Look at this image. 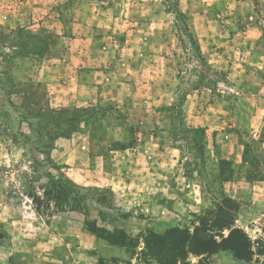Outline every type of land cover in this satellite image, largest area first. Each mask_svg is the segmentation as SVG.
<instances>
[{
    "label": "rangeland",
    "instance_id": "1",
    "mask_svg": "<svg viewBox=\"0 0 264 264\" xmlns=\"http://www.w3.org/2000/svg\"><path fill=\"white\" fill-rule=\"evenodd\" d=\"M81 2L120 12L123 47L112 54L135 63L137 92L119 104L52 103L35 75L43 57H67L53 46L67 44L68 33L34 32L35 21L9 26L0 9V264H97L100 256L155 264L98 237L87 222L136 238L147 229L191 227L224 196L238 204L235 225L248 235L252 258L219 250L188 261L264 264V118L253 130L245 114L249 103L264 102L245 97L231 75L244 57V32L264 34V0L74 5ZM135 27L140 40L131 39ZM31 33L45 36L44 54L25 53ZM211 97L220 102L206 112ZM197 114H211L212 126L203 124L207 117L196 123ZM56 180L74 188L76 208L46 205L47 196L39 202Z\"/></svg>",
    "mask_w": 264,
    "mask_h": 264
},
{
    "label": "crops",
    "instance_id": "2",
    "mask_svg": "<svg viewBox=\"0 0 264 264\" xmlns=\"http://www.w3.org/2000/svg\"><path fill=\"white\" fill-rule=\"evenodd\" d=\"M76 2L77 0H2L0 9L3 22L9 26L35 21L34 32L43 30L47 34H56L65 30L68 33L70 41L67 44L53 46L65 51L67 57L63 60L57 57L56 61L43 57V61L38 62V72L35 75L36 80L46 85L52 103L71 107H83L106 100L122 103L135 96L138 81L135 63H122L121 58L112 54L123 47L120 44L122 16L114 8L98 12L92 11L87 3V6L83 2L80 6H75ZM150 33L152 31L147 30L144 36L148 39ZM142 35L138 27L131 28L132 40H140ZM242 42L244 57L238 72L231 75L239 77L236 84L242 85L245 97L264 102V34L249 27L244 32ZM145 65L146 71L151 68V64ZM145 80V85L150 86L148 79ZM196 97L197 94H193V98ZM211 99L206 112L214 110L220 102L218 98ZM245 109L244 113L249 118L246 125L254 130L264 118V106L258 107L254 102L249 103ZM193 117L196 123L207 117L208 121L200 123L212 126L211 114H197ZM64 144V141L59 142L60 146Z\"/></svg>",
    "mask_w": 264,
    "mask_h": 264
},
{
    "label": "trees",
    "instance_id": "3",
    "mask_svg": "<svg viewBox=\"0 0 264 264\" xmlns=\"http://www.w3.org/2000/svg\"><path fill=\"white\" fill-rule=\"evenodd\" d=\"M28 38L34 43L32 47L24 49L25 53L37 55L45 53L47 42L44 35L31 33L28 34ZM21 45L26 47L28 42ZM45 187L47 191L44 190L39 202H43V198L47 196L46 205L52 200L59 209L76 208V205L71 203L76 200L73 187L61 180L52 181L50 187L47 185ZM237 209L238 204L231 197L224 196L214 207L197 214L196 222L191 227L176 225L166 228L161 233L147 229L140 232V236L136 238L116 227L109 231L96 226L93 221L87 222V228L98 237L125 247L131 257L150 259L155 264H190L188 261L190 255L208 256L219 250H229L237 259L250 260L253 255L250 239L242 228L235 225ZM97 264H131V261L100 256Z\"/></svg>",
    "mask_w": 264,
    "mask_h": 264
}]
</instances>
